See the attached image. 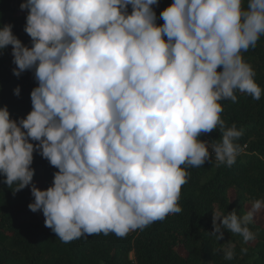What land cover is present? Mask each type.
<instances>
[{
  "label": "clouds",
  "instance_id": "1",
  "mask_svg": "<svg viewBox=\"0 0 264 264\" xmlns=\"http://www.w3.org/2000/svg\"><path fill=\"white\" fill-rule=\"evenodd\" d=\"M153 6L159 0H23L31 47L12 24L0 27L13 74L34 71L38 82L25 117L0 107V174L14 192L31 187L29 209L64 243L125 237L181 212L183 166L214 155L230 167L243 150V129L225 126L220 101L236 102V91L261 98L241 52L264 34V0H173L162 25ZM218 127L219 141L200 139ZM34 152L58 169L43 190L33 183ZM250 205L243 215L213 210L210 234L254 241L249 225L264 199ZM219 251L231 261L235 244Z\"/></svg>",
  "mask_w": 264,
  "mask_h": 264
},
{
  "label": "trees",
  "instance_id": "2",
  "mask_svg": "<svg viewBox=\"0 0 264 264\" xmlns=\"http://www.w3.org/2000/svg\"><path fill=\"white\" fill-rule=\"evenodd\" d=\"M22 2L0 0V27L12 24L13 33L31 47V37L24 31L27 10H21ZM172 2L159 0V6H153L158 25L163 24L160 12ZM131 10L129 5V13ZM241 55L255 71L254 79L262 89L261 98L256 100L236 91V102L220 101L223 108L220 115L226 127L235 124L237 129H243L236 141L243 150L230 167L217 166L214 155L203 166L184 165L190 176L181 188L178 201L181 212L169 214L125 237L99 233L64 243L45 227L42 211L29 209L34 199L31 187L14 192L16 185L10 188L0 174V264H264V214L260 221L255 219L249 225L256 233L254 241L245 243L242 236L228 230L219 241L210 234L213 210L227 214L236 209L238 215H243L249 203L264 199V34L254 48L242 51ZM15 67L9 45L0 50V107L7 105L12 119L25 117L31 111L30 93L38 84L34 71H25L17 77L13 74ZM17 86L19 96L13 91ZM200 139L219 141V127L202 134ZM33 155V183L42 175L39 188L43 190L52 184L58 169L38 152ZM228 242L235 244L231 261L225 260L219 251ZM242 248H247V253H242Z\"/></svg>",
  "mask_w": 264,
  "mask_h": 264
},
{
  "label": "rangeland",
  "instance_id": "3",
  "mask_svg": "<svg viewBox=\"0 0 264 264\" xmlns=\"http://www.w3.org/2000/svg\"><path fill=\"white\" fill-rule=\"evenodd\" d=\"M42 182H43V176L42 175H38L37 178L34 181L35 185L39 188L41 186ZM231 194H232V192H231ZM250 204L251 203L248 204V208H250V206H251ZM262 216H263V214L257 216L255 219L260 221ZM177 249H178L179 252L184 253V250L181 247H178Z\"/></svg>",
  "mask_w": 264,
  "mask_h": 264
},
{
  "label": "built area",
  "instance_id": "4",
  "mask_svg": "<svg viewBox=\"0 0 264 264\" xmlns=\"http://www.w3.org/2000/svg\"><path fill=\"white\" fill-rule=\"evenodd\" d=\"M136 231H139V229L135 230V232H136ZM131 232H132V231H131Z\"/></svg>",
  "mask_w": 264,
  "mask_h": 264
}]
</instances>
